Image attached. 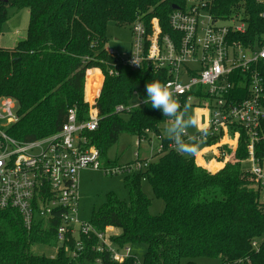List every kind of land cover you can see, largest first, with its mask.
I'll return each mask as SVG.
<instances>
[{
    "label": "trees",
    "instance_id": "trees-1",
    "mask_svg": "<svg viewBox=\"0 0 264 264\" xmlns=\"http://www.w3.org/2000/svg\"><path fill=\"white\" fill-rule=\"evenodd\" d=\"M187 0H0V28L8 6L28 12L25 38L13 49H0V98L17 102L18 122L9 135L21 142H32L56 134L65 123L67 112L75 110L78 121L88 118L85 101V76L99 69L104 77L96 109L98 129L87 134L100 152L103 166L113 165L107 152L128 134H159L166 116L148 103L125 116L114 114L118 105H127L133 94L146 99L145 85L165 83L169 76L149 68L132 71L115 63L108 55L107 26H131L139 21L149 27L157 19L163 34H171L169 16L183 9ZM245 15L246 31L237 41L244 46L264 42V0H213L211 14L220 19ZM172 36V35H171ZM117 65V75L108 70ZM263 78L264 60L259 63ZM100 76L87 77V101L92 103L100 86ZM264 106V101H263ZM258 157H264V123ZM148 137V136H146ZM170 138L162 140L164 153L146 171L124 177L128 202L107 197L104 206L94 211L90 223L98 230L113 226L119 230L118 246L143 244L141 263L135 257L123 264H200L196 259L215 260L216 264H264L263 191L249 180L241 161L246 159L245 138L234 158L215 172L219 165L206 169L194 164V155L167 148ZM210 141H208V144ZM199 165H203L198 160ZM211 171V172H210ZM146 180L153 196L164 203L161 214L149 213L151 201L141 189ZM59 220H37L26 230L20 215L0 209V264H115L107 253L91 251L70 256L73 242L61 247L57 241ZM262 240L258 250L252 241ZM45 246L54 255H36L32 248Z\"/></svg>",
    "mask_w": 264,
    "mask_h": 264
},
{
    "label": "built area",
    "instance_id": "built-area-1",
    "mask_svg": "<svg viewBox=\"0 0 264 264\" xmlns=\"http://www.w3.org/2000/svg\"><path fill=\"white\" fill-rule=\"evenodd\" d=\"M212 1L187 0L183 9L174 10L169 16L170 35L163 34L157 19H152L149 27L136 21L130 26L129 50L106 51L117 65L132 71H165L169 76L165 83L172 86L181 109L188 104V116L192 112L205 115L203 126L192 132L189 127L184 134L185 142L196 137L199 143L193 156L197 167L238 162L235 152L245 138L243 171L264 194V157L257 154L263 139L264 87L259 63L264 60V42L248 47L238 42V36L246 31L245 15L240 11L231 18H216L210 12ZM117 65L108 75H117ZM143 100L134 93L129 104L115 107L114 114L125 116L140 109L146 105ZM96 101L88 103L86 120L78 121L75 110L70 109L59 132L21 142L8 132L19 120L17 102L0 98V209L16 211L26 230L39 219L59 220L58 246L72 241V258L83 252L86 243L91 251L107 253L113 263L123 264L133 256L130 246L112 242L115 228L98 230L80 219L78 173L93 169L105 175L128 176L146 171L152 161L149 154L140 159L137 152L131 162L103 166L99 150L87 136L98 129ZM165 123L170 125L171 120L166 117ZM151 135L158 140L157 147H152ZM163 138L146 130L145 135L136 137L135 145L139 149L146 144L151 155L156 152L159 156L164 153ZM167 148L178 152L172 139ZM261 241H252V248L258 250Z\"/></svg>",
    "mask_w": 264,
    "mask_h": 264
},
{
    "label": "rangeland",
    "instance_id": "rangeland-1",
    "mask_svg": "<svg viewBox=\"0 0 264 264\" xmlns=\"http://www.w3.org/2000/svg\"><path fill=\"white\" fill-rule=\"evenodd\" d=\"M28 22V12L23 10H16L8 6L6 8V17L0 28V47H11L13 44V32L18 36L25 35ZM224 24H229L225 22ZM107 42L105 44L106 50H113L115 52H127L131 43V29L130 26H118L110 22L107 26ZM194 120V126L190 127L189 131H196L199 127L205 124V115L199 113H190ZM169 125L162 123L159 126V134L164 138H169L166 133V128ZM152 147H157L158 140L151 135ZM163 138V139H164ZM136 137L124 134L119 137L118 142L107 152V158L116 165L131 162L134 159V153H139L140 159L150 156L151 163L155 162L159 156L154 152L149 153L146 144H141L138 149L135 145ZM164 151V150H163ZM209 160V159H207ZM207 162V161H206ZM126 175H105L101 170L85 169L78 173L79 179V216L84 221H90L91 215L94 211L104 206L106 199L110 195L116 196L119 200L128 202V191L124 187V177ZM141 189L145 196L151 201L149 213L152 216H157L162 213L164 203L162 200L153 196L149 183L144 179L141 181ZM260 202L264 204V194L260 196ZM119 230L114 229L110 238L116 244L115 239L119 237ZM264 238V237H263ZM131 255L135 257L138 263L142 262L143 255L146 251V246L143 244H134L130 246ZM32 253L36 255H54V250L45 246H36L32 248ZM200 264H216L215 260L196 259ZM99 264V263H97Z\"/></svg>",
    "mask_w": 264,
    "mask_h": 264
},
{
    "label": "clouds",
    "instance_id": "clouds-1",
    "mask_svg": "<svg viewBox=\"0 0 264 264\" xmlns=\"http://www.w3.org/2000/svg\"><path fill=\"white\" fill-rule=\"evenodd\" d=\"M146 99L143 103L151 104V107L160 110L164 116L171 120L166 128L168 137L174 140L178 152L182 154L195 155L199 150V143L196 137H190L189 142H185L184 134L189 127L194 126V120L188 116L189 105L185 104L183 109L178 99L175 97L174 90L170 84L152 81L145 85ZM139 107V104H136Z\"/></svg>",
    "mask_w": 264,
    "mask_h": 264
},
{
    "label": "crops",
    "instance_id": "crops-1",
    "mask_svg": "<svg viewBox=\"0 0 264 264\" xmlns=\"http://www.w3.org/2000/svg\"><path fill=\"white\" fill-rule=\"evenodd\" d=\"M26 31H27V28H26ZM26 31H25V35H26ZM13 36L12 37H14V39H13V44H12V46L11 47H8V48H5V47H2V49H8V50H10V49H13L14 47H15V45L19 42V41H21V40H23L24 38H25V35H23V36H18V34L16 33V32H13V34H12ZM1 48V47H0ZM92 71H94V72H97V74L100 76V88H99V90H98V92H97V95H96V98L95 99H98V97H99V94H100V91H101V87H102V83H103V79H104V77H103V75H102V73H101V71L99 70V69H91V70H88L87 72H86V76H85V101L87 102V103H89L88 101H87V77H88V75H89V73H91ZM90 104V103H89ZM207 157V159H210V156L208 155V156H206ZM219 164V163H218ZM223 168V166H222V164H220L219 165V167H218V169L215 171V172H217V171H219L220 169H222Z\"/></svg>",
    "mask_w": 264,
    "mask_h": 264
},
{
    "label": "water",
    "instance_id": "water-1",
    "mask_svg": "<svg viewBox=\"0 0 264 264\" xmlns=\"http://www.w3.org/2000/svg\"><path fill=\"white\" fill-rule=\"evenodd\" d=\"M173 9H177V7L174 6Z\"/></svg>",
    "mask_w": 264,
    "mask_h": 264
}]
</instances>
